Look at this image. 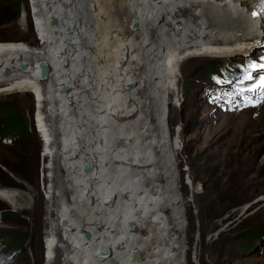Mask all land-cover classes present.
Returning a JSON list of instances; mask_svg holds the SVG:
<instances>
[{"label": "bare ground", "instance_id": "1", "mask_svg": "<svg viewBox=\"0 0 264 264\" xmlns=\"http://www.w3.org/2000/svg\"><path fill=\"white\" fill-rule=\"evenodd\" d=\"M30 1L42 44L0 42V90L37 96L52 162L48 263L188 264L169 98L187 55L264 51L234 52L264 20L261 0Z\"/></svg>", "mask_w": 264, "mask_h": 264}, {"label": "rangeland", "instance_id": "2", "mask_svg": "<svg viewBox=\"0 0 264 264\" xmlns=\"http://www.w3.org/2000/svg\"><path fill=\"white\" fill-rule=\"evenodd\" d=\"M109 10L119 9L111 3ZM33 13L30 0H0V42L40 47ZM117 14L122 22L124 16ZM246 35L234 52L264 44V21ZM249 54L247 60L239 54L185 56L169 98L168 130L179 144L180 194L186 203L188 264H264V136H259L264 134V51L258 46ZM0 91V264H49L47 167L52 162L38 130L37 96L22 89ZM7 117L18 121L13 129L3 123ZM21 127L24 132L14 134ZM9 169L20 177L13 178ZM63 253L56 254V263Z\"/></svg>", "mask_w": 264, "mask_h": 264}, {"label": "trees", "instance_id": "3", "mask_svg": "<svg viewBox=\"0 0 264 264\" xmlns=\"http://www.w3.org/2000/svg\"><path fill=\"white\" fill-rule=\"evenodd\" d=\"M14 2V1H13ZM11 5H13V3L11 4ZM19 9H20V5H17V8H16V12L18 13L19 12ZM213 69V68H212ZM212 70L211 69H208V68H206V72L205 73H207V74H211L212 72H211ZM216 73H218L217 74V77L218 78H220L221 80L223 79V77H222V75L219 73V70L217 69L216 70ZM4 120V119H3ZM3 123L4 124H6V123H8V128L9 129H13V127H15L17 124H18V121L16 120V118H6L4 121H3ZM22 127H23V125H22ZM22 127L21 128H18V129H16V128H14V134H17L18 135V133H16V132H24V131H22L21 129H22ZM20 132V133H21ZM3 140V139H2ZM6 166V165H5ZM10 170V172H11V174L13 175L12 177L14 178V177H20V173L19 172H17L16 170H11V169H9ZM8 239H9V241H13L14 239H12L11 238V236L10 235H8ZM20 243L22 244L23 243V240H20Z\"/></svg>", "mask_w": 264, "mask_h": 264}, {"label": "water", "instance_id": "4", "mask_svg": "<svg viewBox=\"0 0 264 264\" xmlns=\"http://www.w3.org/2000/svg\"><path fill=\"white\" fill-rule=\"evenodd\" d=\"M40 69H41V79L42 80H47L48 76H49V68L45 65V64H40ZM134 86L131 85V86H128L127 89H132ZM67 87H64L63 88V92L67 91ZM73 113V110L71 111L70 114ZM91 172V168H87L86 169V173H90ZM130 226L134 227L135 225L133 223L130 224ZM134 261H140L141 260V256L139 255V253H135L134 254V257H133Z\"/></svg>", "mask_w": 264, "mask_h": 264}, {"label": "snow or ice", "instance_id": "5", "mask_svg": "<svg viewBox=\"0 0 264 264\" xmlns=\"http://www.w3.org/2000/svg\"><path fill=\"white\" fill-rule=\"evenodd\" d=\"M262 7H264V0H261ZM245 80H250L251 76H245ZM250 91L253 89H249ZM261 91L264 92V77L261 78Z\"/></svg>", "mask_w": 264, "mask_h": 264}]
</instances>
